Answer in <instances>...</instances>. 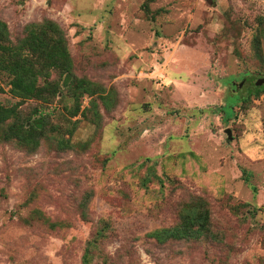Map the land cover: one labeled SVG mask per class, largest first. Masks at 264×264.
<instances>
[{
	"label": "rangeland",
	"instance_id": "obj_1",
	"mask_svg": "<svg viewBox=\"0 0 264 264\" xmlns=\"http://www.w3.org/2000/svg\"><path fill=\"white\" fill-rule=\"evenodd\" d=\"M0 23L51 54L27 52L38 98L0 75L45 125L0 127V264H264V0H0Z\"/></svg>",
	"mask_w": 264,
	"mask_h": 264
},
{
	"label": "trees",
	"instance_id": "obj_2",
	"mask_svg": "<svg viewBox=\"0 0 264 264\" xmlns=\"http://www.w3.org/2000/svg\"><path fill=\"white\" fill-rule=\"evenodd\" d=\"M55 26H50L49 29L46 30L47 34H57V30H55ZM34 34L30 33V36L23 39V41L19 42V46L12 45L9 39V34L7 32V28L5 25L0 23V75H8L10 77L9 84L11 85L10 92L20 99H33L41 96V90L36 86V80L38 72L32 71L31 64L27 52L32 51L35 54H38L39 57L44 59L49 58V53L45 51V49L40 48V44H37L33 39ZM60 39L58 36H56ZM55 39L54 41L59 44V40ZM58 48V47H57ZM56 47L52 48V52L57 50ZM42 65V64H39ZM264 91V86L256 87L255 84L251 85L248 88V95H253L257 97L260 92ZM245 98H239L237 100H247ZM234 100V99H233ZM231 100L230 104H234L237 100ZM20 113L13 109H1L0 108V127L3 125L8 119H11L13 122L11 126L7 127L9 130V134L11 136H16L17 133H41L45 130L44 125V115L42 111L34 113V119L28 117L26 120L21 122ZM28 121V122H25ZM194 212L197 211L192 217L189 218V225L185 228L180 226L173 228V232L171 230H164L159 233H155L157 236L162 237L163 233H167L168 236L170 233L175 239L185 238L186 229H189L191 232H195V234H200L202 231H206V227L209 220V212L207 209V203L201 199L197 200L193 204ZM195 229V230H193Z\"/></svg>",
	"mask_w": 264,
	"mask_h": 264
},
{
	"label": "water",
	"instance_id": "obj_3",
	"mask_svg": "<svg viewBox=\"0 0 264 264\" xmlns=\"http://www.w3.org/2000/svg\"><path fill=\"white\" fill-rule=\"evenodd\" d=\"M255 86L256 87H261V86H264V78H258L255 80L254 82Z\"/></svg>",
	"mask_w": 264,
	"mask_h": 264
}]
</instances>
